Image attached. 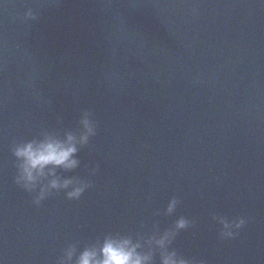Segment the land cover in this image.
Instances as JSON below:
<instances>
[{
	"label": "water",
	"instance_id": "obj_1",
	"mask_svg": "<svg viewBox=\"0 0 264 264\" xmlns=\"http://www.w3.org/2000/svg\"><path fill=\"white\" fill-rule=\"evenodd\" d=\"M85 110L96 134L55 171L91 187L34 205L12 148ZM181 216L191 264H264V0H0V264H75L109 234L146 251ZM214 217L246 223L222 239Z\"/></svg>",
	"mask_w": 264,
	"mask_h": 264
},
{
	"label": "clouds",
	"instance_id": "obj_2",
	"mask_svg": "<svg viewBox=\"0 0 264 264\" xmlns=\"http://www.w3.org/2000/svg\"><path fill=\"white\" fill-rule=\"evenodd\" d=\"M26 17L34 18L31 10L25 12ZM74 131H66L61 139L57 135L43 134L40 139H31L17 143L12 148L16 159V174L14 183L25 192L34 193L32 203L39 206L41 201L53 193L63 191L69 200H77L91 187L90 182L76 177L61 178L56 175V169L70 171L79 165L76 159L78 146L88 144L89 139L96 134V125L89 111H82ZM96 168L89 169V175H94ZM179 201L173 197L169 200L166 212L175 211ZM221 225L219 233L222 239H231L246 223L244 218L227 220L214 217ZM191 221L181 216L175 221L172 229L150 236L144 241L147 250L142 249L139 241L126 235L109 234L98 239L95 244L85 247L77 256L75 264H152L154 250H159V264H191V261L170 250L175 235L187 229ZM75 253V248L69 246L64 252L60 264H69Z\"/></svg>",
	"mask_w": 264,
	"mask_h": 264
}]
</instances>
